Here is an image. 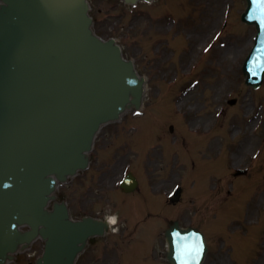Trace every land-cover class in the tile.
Here are the masks:
<instances>
[{"label": "rangeland", "instance_id": "obj_1", "mask_svg": "<svg viewBox=\"0 0 264 264\" xmlns=\"http://www.w3.org/2000/svg\"><path fill=\"white\" fill-rule=\"evenodd\" d=\"M91 1L98 32L106 38L119 37L125 55L135 59L148 80L144 113H128L122 124L102 131L93 152L92 173L85 180L77 179V187L74 184L68 192L70 197L75 195L76 211L91 206L82 203L81 190L87 184L95 190L101 172L106 173L105 188L111 195L89 208L95 214H117L120 199L114 187L127 169L165 195L180 180L184 198L179 205H167L160 194L152 195L143 207L160 212L162 218L169 216V221L179 217L185 225H201L212 243L205 264H264V84L258 90L247 86L242 70L256 32L240 19L246 1L157 0L135 10L118 0ZM231 98H237L235 105H229ZM198 123L201 134L190 129ZM238 146H244L243 155L236 156L239 148L230 155L228 148ZM239 161L251 162L250 174L233 176V170L245 164L233 165ZM113 181L116 185L109 186ZM230 182L234 194L226 199ZM257 199H261L255 206L257 215L253 222L246 221ZM162 218L149 222L144 244L155 241L157 231L164 230ZM123 221L132 228L138 219L126 216ZM157 241L164 248V237L158 236ZM41 248L39 240L11 264H32ZM91 254L89 249L82 261L88 262ZM127 258L131 264H142V257L131 252Z\"/></svg>", "mask_w": 264, "mask_h": 264}, {"label": "water", "instance_id": "obj_2", "mask_svg": "<svg viewBox=\"0 0 264 264\" xmlns=\"http://www.w3.org/2000/svg\"><path fill=\"white\" fill-rule=\"evenodd\" d=\"M249 4L253 16L247 11L243 19L260 33L245 71L248 83L259 85L264 5ZM88 7L87 0L0 2V264L38 235L46 249L37 264H73L80 244L102 230L89 219L72 221L65 204L45 207L52 174L63 178L84 166L100 127L139 108L144 93L145 79L122 58L116 39L94 33ZM24 224L31 229L21 231ZM167 236L171 263L187 264L190 253L180 255L179 237Z\"/></svg>", "mask_w": 264, "mask_h": 264}, {"label": "bare ground", "instance_id": "obj_3", "mask_svg": "<svg viewBox=\"0 0 264 264\" xmlns=\"http://www.w3.org/2000/svg\"><path fill=\"white\" fill-rule=\"evenodd\" d=\"M180 102H181V103L184 102V99H183L182 97L180 98ZM214 140H215V139H214ZM214 140H213V143H215ZM235 149H236V148H235ZM235 149L232 150V153L235 151ZM244 151H245V148L239 150V151L237 152L236 156L241 157V155H243ZM262 194H263V193H262ZM262 194H260V196H261ZM263 196H264V195H263ZM260 200H261V199H260ZM260 200L257 199L255 205L252 206V207H253V208H252L253 210L251 209V211L249 212L248 218L253 219V217L256 216L257 208H256L255 206H256L257 203H258V204H257L258 206L260 205V202H259Z\"/></svg>", "mask_w": 264, "mask_h": 264}, {"label": "clouds", "instance_id": "obj_4", "mask_svg": "<svg viewBox=\"0 0 264 264\" xmlns=\"http://www.w3.org/2000/svg\"><path fill=\"white\" fill-rule=\"evenodd\" d=\"M111 219V218H110Z\"/></svg>", "mask_w": 264, "mask_h": 264}]
</instances>
